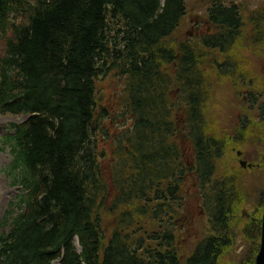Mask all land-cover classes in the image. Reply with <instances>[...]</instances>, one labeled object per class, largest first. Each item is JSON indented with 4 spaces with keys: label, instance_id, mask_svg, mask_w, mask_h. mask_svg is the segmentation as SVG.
Here are the masks:
<instances>
[{
    "label": "trees",
    "instance_id": "trees-1",
    "mask_svg": "<svg viewBox=\"0 0 264 264\" xmlns=\"http://www.w3.org/2000/svg\"><path fill=\"white\" fill-rule=\"evenodd\" d=\"M236 1L207 0L211 31L196 46L190 41L176 45L168 41L187 13L186 0H29L32 14L13 31L15 36L0 54L1 109L37 113L23 126L27 135L22 143L15 145L19 156L10 173L19 165L17 181L29 193L19 195L18 215L4 221L11 229L0 234V264H53L55 260L58 264H181L174 244L164 247L171 240L168 235L153 231L146 237L145 231L138 234L121 228L145 213L159 220L161 208L181 191V173L168 181L167 188L155 187L169 174L163 176L154 168L159 161L164 169L172 167L165 159L167 150L171 157L180 150V136L193 144L195 163L203 169L207 165L206 171L210 164H205V157H221L225 142L205 132V122L200 128L190 125H200L195 105L203 106L204 93L209 92L199 90L207 78L202 48L225 52L231 40L241 35ZM6 2L0 0V30L7 29L5 15L13 10ZM256 41H262L260 34ZM105 59L111 61L109 72L123 79L120 97L126 101L137 143L143 149L150 138L174 143L168 149L160 145L154 152L141 149L139 155L131 151L134 164L129 173L118 167L123 173L115 178L113 200L128 208L120 213L108 242L104 241V213L114 218L118 214L113 203L104 206L107 185L97 176L98 153L92 150L95 132L90 122L97 107L95 93H99L97 63ZM213 67L218 73L228 72L226 64L215 62ZM175 105L185 106V134L172 117ZM6 139L11 141L13 136ZM219 182L214 192L228 194L231 206L235 187L227 189L225 181ZM163 194L166 203L157 199ZM224 196L218 198L214 214L217 224L212 230L217 234L196 248L189 264H219L226 246L224 234L231 232ZM153 199H157L154 208L146 211V203ZM257 225L260 229V222ZM259 235L260 230L247 264L254 262Z\"/></svg>",
    "mask_w": 264,
    "mask_h": 264
},
{
    "label": "rangeland",
    "instance_id": "rangeland-1",
    "mask_svg": "<svg viewBox=\"0 0 264 264\" xmlns=\"http://www.w3.org/2000/svg\"><path fill=\"white\" fill-rule=\"evenodd\" d=\"M185 3L187 13L179 21L178 28L168 41L173 42V45L181 41H190L200 46V37L205 34L206 27L209 28L211 25L205 11L207 0H186ZM236 3L242 18L241 35L238 39L231 40L232 45L225 52L219 49L210 52L202 48V53L207 58L204 63L207 78L202 84L203 88L200 87L199 90L200 93L206 89L209 92L204 93L203 106L200 102L195 105L196 118L200 120V125L194 122L190 125L193 128L196 126L200 128L205 122L207 128L205 132L225 142L221 157L217 159L205 157V164H210L209 171H206L207 165H204L203 169L195 163L193 144L186 136H180V150L173 151V157L172 152L169 153L167 150L165 159H169L172 167L164 169L159 161L154 168L161 170L163 176L169 174V178L157 180L155 187L167 188L168 181L181 173L179 179L181 191L175 195L176 198L170 196L171 204L161 208L159 220L153 221L150 214L137 215L136 223L121 228L131 233L132 229H135L138 234H144L145 231L146 237L153 231L168 235L171 240L167 241L164 247L167 244H174L178 249L181 264H189L187 261L198 244L206 240L207 236L217 234V231L212 230L208 218L218 211L217 200L224 196L214 192L221 180L226 182L227 189L235 187L233 199L237 206L235 204L230 206L228 194L224 196L230 215L229 229L233 227V235L230 230L229 234H224L223 244L226 246L220 255L219 264H247L248 257H251L250 251L258 239L257 219L264 208V0H237ZM259 34L262 41L257 42ZM215 62L224 66L226 64L228 72L218 73L213 67ZM113 74L114 72H107L99 82L100 100L95 109V118L90 122L93 126L95 121L96 129L101 125L93 138L92 150L98 153L95 161L98 179L102 178L107 185V189L105 187L103 191L104 206L110 207L113 203L116 206V214L121 215L120 213L128 207L121 203H118V206L113 200L117 192L115 178L123 173L118 167L125 168L126 173L130 171L134 164L131 151L134 150L139 155L143 148L137 143L138 137H133V120L126 113V101L120 97L124 94L121 92L123 79ZM104 105H107V111L103 108ZM175 106L172 117L176 116L179 131L185 134L187 129L182 128L186 120L185 106ZM101 111H106L109 118L100 121L97 116ZM22 118L23 116L16 117L10 114L0 115V133L8 123L19 122ZM105 125L108 127L107 130ZM102 128L104 131H101ZM149 141H144L143 152H154L160 145L168 149L174 144L171 140L163 143L159 138H150ZM0 145L2 146L1 141ZM6 150L0 153V234L11 229L8 222L4 224V219L10 201L15 199L16 195V188L12 186L10 176L3 171L12 159L10 150L8 148ZM172 159L177 161L173 162ZM161 192L165 193L163 190ZM166 198L167 196L163 194L157 199L166 203ZM157 199L146 203L147 207L154 208ZM103 224L106 235L109 236L117 224L116 216L114 218V215L104 213ZM156 237L158 240L157 235ZM104 241L108 242L106 238Z\"/></svg>",
    "mask_w": 264,
    "mask_h": 264
},
{
    "label": "bare ground",
    "instance_id": "bare-ground-1",
    "mask_svg": "<svg viewBox=\"0 0 264 264\" xmlns=\"http://www.w3.org/2000/svg\"><path fill=\"white\" fill-rule=\"evenodd\" d=\"M6 6L10 9H13L10 13H6V15H5V22H6L7 30L17 32L18 28L20 26H24V24L28 21L29 16L32 14V10L30 8L31 4L29 3V0H7ZM105 60L106 61L103 60V61H100L97 63V66L98 65L104 66L105 63L107 64L106 67H102L99 74L97 75V81L101 80L102 76L104 74H107V72H109V66H110L111 61L109 59H105ZM95 94H96V96H95L96 98H95L94 103L97 106V102L100 100V97H98V93H95ZM104 104H106V103H104ZM103 108L106 110L107 105H104ZM106 111H101V114H99V116H97L100 121H101V119L109 118V114ZM108 112L110 113L111 111H108ZM96 126H97V124L94 121L92 129H93V132H95V133L99 132L98 129L101 128V125L99 126V128L97 127V129H96ZM107 129H108V127L105 125V130H107ZM101 131H104V129L102 128ZM231 203H233V204H235V206H237L235 199H232ZM146 208L148 209V207H146ZM147 209H146V211H148ZM221 213H224V212L222 211ZM145 215H146V213H145ZM216 224H217V220H216V218H214L210 223L211 228H214ZM232 228H231V234L233 235ZM231 237H233V236H231ZM56 261L57 260H55L54 262H56Z\"/></svg>",
    "mask_w": 264,
    "mask_h": 264
},
{
    "label": "water",
    "instance_id": "water-1",
    "mask_svg": "<svg viewBox=\"0 0 264 264\" xmlns=\"http://www.w3.org/2000/svg\"><path fill=\"white\" fill-rule=\"evenodd\" d=\"M255 264H264V212L262 216L260 247L255 259Z\"/></svg>",
    "mask_w": 264,
    "mask_h": 264
}]
</instances>
